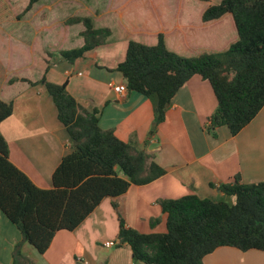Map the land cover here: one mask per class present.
Here are the masks:
<instances>
[{
	"label": "crops",
	"instance_id": "0c3cea01",
	"mask_svg": "<svg viewBox=\"0 0 264 264\" xmlns=\"http://www.w3.org/2000/svg\"><path fill=\"white\" fill-rule=\"evenodd\" d=\"M221 2L41 0L18 18L29 4L26 0L23 6L16 3L18 10L11 8L10 15L0 20L1 43L14 41V33L22 28L32 29L41 40L43 67L36 82L44 77L55 85L67 82L68 92L81 106L100 111L101 129L113 130L120 141L153 154L165 170L163 177L148 185H132L117 199L127 226L140 233L167 232V217L161 207L164 200L194 194L217 201L226 196L220 185L232 183L236 176L244 184L264 182V108L238 135L222 127L213 137L206 126L218 103L211 84L200 76L192 77L178 91L165 122L158 127L154 126V98L138 93L123 97L114 89L125 85L116 68L126 59L131 41L154 46L163 34L167 48L187 58L229 49L238 40L233 17L228 14L215 21L203 20L205 11ZM77 17L91 18L96 29L108 28L112 34L104 46L69 64L57 50L74 40L83 46V24H66ZM5 23L15 25L6 28ZM24 40L30 46L28 38ZM13 78L30 80L14 75L0 56V99L14 104L13 115L0 125V132L9 146L11 162L36 187L52 189L54 172L72 152L68 131L59 121L44 85L20 81L10 84ZM155 220L159 223L152 226ZM118 235V213L112 200L106 198L76 230L57 233L45 254L28 243L23 244L22 252L34 264H143L133 260L129 246H120ZM22 239L17 227L0 210V264H13L14 247ZM106 242H115L116 246L106 248ZM204 264H264V253L224 247L208 255Z\"/></svg>",
	"mask_w": 264,
	"mask_h": 264
},
{
	"label": "trees",
	"instance_id": "16d2710c",
	"mask_svg": "<svg viewBox=\"0 0 264 264\" xmlns=\"http://www.w3.org/2000/svg\"><path fill=\"white\" fill-rule=\"evenodd\" d=\"M41 0H29L25 16ZM0 20L10 15L5 4ZM233 17L238 40L226 51L187 58L166 46L163 34L154 46L131 41L126 59L118 65L128 93L155 99L156 127L178 91L194 76L208 81L218 106L208 118L206 130L217 136L227 127L233 136L247 127L264 108V0H222L204 13V22ZM82 23V47L66 50L62 60L75 64L107 42L112 31L96 29L91 18H71L66 24ZM50 67L48 63L47 69ZM31 86L44 85L67 129L72 152L63 158L53 174V188L36 187L10 160L7 142L0 132V210L22 234L15 245L13 264H34L23 255L24 243L45 254L57 233L76 230L103 202L110 198L119 218V244L131 248L135 262L143 264H204L219 248L264 253V182L244 184L240 176L222 184L225 201L187 195L161 202L167 232L143 234L127 226L117 199L132 185L144 186L165 175L155 156L133 143L120 141L113 130L99 126L100 111L81 106L68 92L67 82L55 85L44 77L39 82L13 78ZM14 104L0 99V125L10 118ZM151 163L149 164V162ZM158 220L152 221L156 226Z\"/></svg>",
	"mask_w": 264,
	"mask_h": 264
},
{
	"label": "rangeland",
	"instance_id": "374dc122",
	"mask_svg": "<svg viewBox=\"0 0 264 264\" xmlns=\"http://www.w3.org/2000/svg\"><path fill=\"white\" fill-rule=\"evenodd\" d=\"M5 2L8 5V10H10L11 12V8H13L14 11L18 10V6L16 5V3H19L20 6H23L26 0L11 1L10 3L8 0H0V14L4 11V9L2 8L4 7ZM5 24L4 27L6 28H11V26L15 25L12 23ZM13 36L15 38L14 41L9 43H1L3 39L0 38V56L4 59L6 67L9 68L14 73V75L27 77L30 80L36 82L40 79V73L43 67L41 40L36 37V33L32 31V29L28 28H22L20 31L15 32ZM75 37L73 39H75ZM27 38L30 41V46H27V42L24 40ZM65 45H67L66 48H64L65 50H57L59 54L63 51H66V49L72 50L81 47V41L74 40L73 42L70 41V43H65ZM44 52L45 54L48 53L46 49L44 50ZM54 59H56V56ZM154 124L156 125V121H154ZM154 130H156V127H154L153 131ZM217 201H225L231 205L234 204V199L229 196L219 197Z\"/></svg>",
	"mask_w": 264,
	"mask_h": 264
},
{
	"label": "built area",
	"instance_id": "2783aa9c",
	"mask_svg": "<svg viewBox=\"0 0 264 264\" xmlns=\"http://www.w3.org/2000/svg\"><path fill=\"white\" fill-rule=\"evenodd\" d=\"M114 89H115L116 93L120 94L123 97H126L127 94H128V89H127L126 85H118ZM115 246H116L115 242H106L105 243V247L106 248H112V247H115Z\"/></svg>",
	"mask_w": 264,
	"mask_h": 264
}]
</instances>
